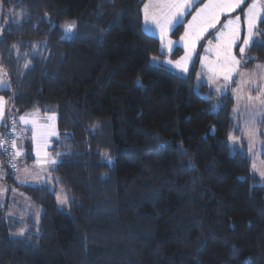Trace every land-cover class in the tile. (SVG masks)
Instances as JSON below:
<instances>
[{"label": "trees", "instance_id": "trees-1", "mask_svg": "<svg viewBox=\"0 0 264 264\" xmlns=\"http://www.w3.org/2000/svg\"><path fill=\"white\" fill-rule=\"evenodd\" d=\"M143 1L0 0V66L10 83L0 90L10 187L0 203V264H264V181L245 152L229 150L230 135L245 146L232 97L193 71L178 78L150 66L161 53L142 30ZM257 30L264 39V16ZM248 55V67L264 62V47ZM31 109L57 114L51 186L18 183L17 156L10 167L2 153L10 118L13 141L16 114ZM258 129L264 148V119ZM11 189L35 209L19 202L8 213Z\"/></svg>", "mask_w": 264, "mask_h": 264}, {"label": "snow or ice", "instance_id": "snow-or-ice-1", "mask_svg": "<svg viewBox=\"0 0 264 264\" xmlns=\"http://www.w3.org/2000/svg\"><path fill=\"white\" fill-rule=\"evenodd\" d=\"M198 2V0H157L156 3H149L143 5V18L144 24L142 30L146 33L159 30L160 40L163 43L168 36V32L178 28L184 24V19L187 15H192V19L185 25L184 34L180 37V41L175 42L177 44L183 43L184 55L178 60H168L166 62L158 61L156 57H152L150 60V66L153 68H159L161 64H165V70H169L167 66H173L175 70H178V78H184L183 74L188 72V66L190 62H193V57L197 55L196 47L197 44L204 38L205 33L209 29H215L217 24L221 22V16L224 14H231L237 9H241V6L246 3V0H207L203 3L201 7L197 8L195 14L192 13L191 9ZM246 18L247 22V35L243 38L242 44L237 45L236 41L240 39V20L241 16L236 15L234 19H226L222 24L221 29L216 34L217 42L212 45V41H209V45H212L209 51L215 52V60H209L207 57L200 58L202 67L207 68L210 73L209 80L222 78L225 82L222 87H227V82L232 78V73L236 71L237 67L241 64L242 59L246 55V49L251 46L264 47V39L259 38L257 30V22L264 16V0H251L247 4V7L241 9ZM154 26V28L152 27ZM76 27V22L72 21L64 25V32L66 34H72L73 29ZM173 41L167 39V47L169 51L172 50ZM239 48V56L241 59L237 58V55L233 52V48ZM248 60L253 59L250 55L247 56ZM246 62V61H245ZM194 63V62H193ZM28 67V65H25ZM259 68H264V65H257ZM136 85L138 87L142 86V81L138 77L136 80ZM199 83V81H198ZM8 86V81H0V88H6ZM217 88V91H220ZM261 95L248 99L251 101L255 99L257 107H264V89H260ZM207 98V97H206ZM7 101L4 97H0V117H3L4 108ZM258 119H264V114H261ZM47 119L52 121L48 127L49 131L47 135L55 136L57 135L55 131V119L56 115L53 112L52 115L48 116ZM20 120L24 123H28V120L21 116ZM214 131V129H213ZM238 138L229 136V140L233 141L229 145V150L235 154L238 149V145L235 141ZM14 149L16 148V141H12L11 145ZM159 147L165 148L166 144L160 145ZM248 151H253L252 143ZM15 156L21 155L19 151L15 152ZM39 156V153H37ZM61 153H56V156H60ZM108 164L112 163L111 156H107ZM41 165L55 166L59 161L55 158H45L43 160H38ZM15 167V165H13ZM255 168V165H253ZM261 180L264 181V171L259 173ZM244 179V178H239ZM264 186V184H262ZM57 200L60 204H67V196L61 197L57 195ZM24 230H20V234L23 235Z\"/></svg>", "mask_w": 264, "mask_h": 264}, {"label": "rangeland", "instance_id": "rangeland-1", "mask_svg": "<svg viewBox=\"0 0 264 264\" xmlns=\"http://www.w3.org/2000/svg\"><path fill=\"white\" fill-rule=\"evenodd\" d=\"M156 2L157 0H152V3H156ZM206 2L207 0H198V2L191 9L192 13L195 14L196 9L201 7L202 4ZM250 2L251 0H246V3L241 6V9L246 8L247 4ZM145 3H149V0H144L143 5ZM241 9H237L235 12L231 14L222 15L221 22L217 24L216 28L209 29V31L205 33L204 38L201 39V41L197 44L196 47L197 55L193 57L194 63L193 62L189 63L188 72L183 75H186L190 71H193L195 80L197 82L198 81L204 82L217 96L230 93L233 100L231 114L233 118L240 123L241 136L245 146L244 147L241 146L240 138L235 137L233 135L231 136L238 138L235 141V143L238 145V149L246 153V155L249 157L250 160L251 169L256 173V175L259 178H261L259 173L260 171H264V159L262 157L264 148H263L262 140L260 139L258 134L259 131L258 122L261 121L262 119H258L257 117H259L261 114H264V107L255 106L256 105L255 99L250 101L248 98L249 97L255 98L261 95L260 89H264V68L258 69L256 67L257 65H264V62H255L250 67L246 66L245 61L247 58V51H248V49H246V55L242 59L241 64L237 67L236 71L232 73V78L227 82V87H222V88H220V86L225 83L223 79L214 78L213 80H209L210 73L208 72L207 68L202 67L200 62V58L202 57H207L209 60H215V52L209 51L208 49H210L212 45L216 44L217 42L216 34L221 29L222 24L226 21V19H234L236 15L241 16V20L239 22L240 39L236 41V44L237 45L242 44L243 38L247 35V22H246L245 14ZM191 19H192V15H187L184 19L183 25L178 27L176 31L174 29L168 32L167 39H170L174 42L171 51H169L167 47V39L162 43L159 36L158 41H159V50H161L160 51L161 54L151 56L150 60L152 57H156L157 60L161 62H166L168 60L175 61L178 60L181 56H183L184 55L183 43L177 44L175 42L180 41V37L184 34L185 31L184 26L187 25V23ZM66 24L67 23H64L61 28L63 37H69L71 35V34H66L64 32V25ZM209 41H212V45H209ZM233 52L237 55L238 59H241V57L239 56L238 47H234ZM167 67L172 71L178 73V70H175L173 66H167ZM0 72L6 73L2 66H0ZM1 78L2 77L0 73V80ZM217 88H220V91H217L216 90ZM7 106L9 107V103H7ZM39 112L43 114L45 120H40L39 118H37V115L26 113L27 115H24V117L28 120V123H24L23 121L20 120V117L23 116V114L21 113L16 114L15 116L17 122V129L14 133L15 141L17 145L16 152L19 151L21 155L24 154V149L20 146V144L27 135L26 131H28L29 138L31 139V143H32V153L35 155L33 161H36L35 164L32 165L33 167L32 166L28 167V169H25L27 168L26 167L27 165L25 162L22 161V159L18 160L19 156L16 157V162L19 161L20 165L23 166L26 165L25 167H23L24 179L32 180V178L34 177L35 178L33 179L34 182L43 181L51 186L50 175L49 172L46 171L47 170L46 165L39 164L38 160H43L45 158H55V154L51 150V145L53 139L56 138L57 135L55 136L47 135L48 131L50 130L48 126L51 123H53L52 121H49L47 117L52 115V113L54 112L57 118V114L55 111H46V112L39 111ZM54 123H55V131L57 133L56 119ZM250 142L252 143L253 146V151L251 152L248 151ZM232 143L233 141L229 140L228 138V144L230 145ZM46 152L48 154H46ZM37 153H39V156L37 155ZM253 165H255V168H253ZM57 195L63 197L65 196V194L60 190L56 192L57 205L64 206L65 204H60L58 202ZM18 200L25 212H30L33 211L32 209H35V207H30L31 205L29 204V198L26 194L21 193V197L18 198ZM3 202L4 200L2 201V203ZM16 216L18 217L19 215Z\"/></svg>", "mask_w": 264, "mask_h": 264}, {"label": "crops", "instance_id": "crops-1", "mask_svg": "<svg viewBox=\"0 0 264 264\" xmlns=\"http://www.w3.org/2000/svg\"><path fill=\"white\" fill-rule=\"evenodd\" d=\"M141 13H142V26H143V24H144V18H143V4H142V6H141ZM153 28H154V26H152ZM148 34H150V35H152V36H154V37H156L157 39L159 38V31H158V29L157 30H155V31H153V32H150V33H148ZM159 40V39H158ZM161 51V50H160ZM1 73V80L0 81H7V79H8V77H7V75H6V73H4V72H0ZM10 87V83H9V79H8V86L6 87V88H0V90H2V89H7V88H9ZM0 97H4L5 99H6V97L4 96V95H2L1 93H0ZM6 101H7V103H8V100L6 99ZM6 108H7V104L5 105V108H4V114H5V110H6ZM26 113H30V114H32V115H37V118H39L40 120H45V118H44V116H43V114H41L40 112H39V110H37V109H31V110H28V111H25V112H23V113H21V114H23V116L24 115H27ZM4 114H3V117H4ZM3 117H0V125H1V122H2V119H3ZM17 129V128H16ZM32 144V143H31ZM33 154V153H32ZM46 154H48L47 152H46ZM50 154V153H49ZM35 155L33 154V157H34ZM20 157V158H19ZM19 157H18V160H20V159H22V155H19ZM33 160H34V158H33ZM35 162L36 161H32V162H29V163H26V165H20V163H19V161L17 162V169H16V172H15V175H14V179L18 182V183H21L22 184V182H24V183H26V184H34V183H39V182H42V181H36V182H34V180L33 179H35L34 177L32 178V180H30V179H28V180H26V179H24V174H23V167H27V168H25V169H28V167H31L32 165H34L35 164ZM37 164V163H36ZM33 167V166H32ZM50 167L51 166H48V165H46V171L47 172H49V169H50ZM4 183V184H3ZM9 188L10 187H8L7 186V184L5 183V180H4V177H3V170H2V167H1V161H0V203H2V201L4 200H6L5 198H4V194L5 195H7V192H8V190H9ZM6 197V196H5ZM21 197V193L18 191V190H16V189H11L10 190V201L8 202V210H9V212L8 213H11V212H13V210H14V207L17 205V203H19V200H18V198H20Z\"/></svg>", "mask_w": 264, "mask_h": 264}, {"label": "built area", "instance_id": "built-area-1", "mask_svg": "<svg viewBox=\"0 0 264 264\" xmlns=\"http://www.w3.org/2000/svg\"><path fill=\"white\" fill-rule=\"evenodd\" d=\"M13 127V119L10 118L8 125H6L2 132V153L7 157L6 164L10 167H12V159L15 156L14 148L11 146Z\"/></svg>", "mask_w": 264, "mask_h": 264}]
</instances>
